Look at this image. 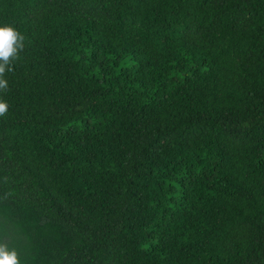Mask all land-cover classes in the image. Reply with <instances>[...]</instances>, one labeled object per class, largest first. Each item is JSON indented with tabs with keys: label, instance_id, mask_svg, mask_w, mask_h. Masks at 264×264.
Returning a JSON list of instances; mask_svg holds the SVG:
<instances>
[{
	"label": "trees",
	"instance_id": "trees-1",
	"mask_svg": "<svg viewBox=\"0 0 264 264\" xmlns=\"http://www.w3.org/2000/svg\"><path fill=\"white\" fill-rule=\"evenodd\" d=\"M4 23L21 264H264V0H0Z\"/></svg>",
	"mask_w": 264,
	"mask_h": 264
},
{
	"label": "clouds",
	"instance_id": "clouds-1",
	"mask_svg": "<svg viewBox=\"0 0 264 264\" xmlns=\"http://www.w3.org/2000/svg\"><path fill=\"white\" fill-rule=\"evenodd\" d=\"M24 36L11 23L0 24V90L6 91L8 82L6 72L12 71L13 62L19 58L24 47ZM8 110L6 100L0 98V116ZM0 264H21L20 254L15 246L0 241Z\"/></svg>",
	"mask_w": 264,
	"mask_h": 264
}]
</instances>
